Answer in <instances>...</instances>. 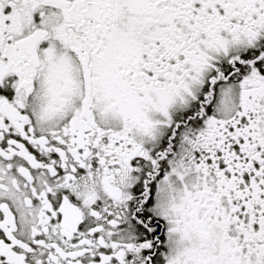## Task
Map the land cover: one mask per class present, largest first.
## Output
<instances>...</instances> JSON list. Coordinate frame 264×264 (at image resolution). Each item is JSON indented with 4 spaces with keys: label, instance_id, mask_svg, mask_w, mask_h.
<instances>
[{
    "label": "snow or ice",
    "instance_id": "obj_1",
    "mask_svg": "<svg viewBox=\"0 0 264 264\" xmlns=\"http://www.w3.org/2000/svg\"><path fill=\"white\" fill-rule=\"evenodd\" d=\"M0 264H264V0H0Z\"/></svg>",
    "mask_w": 264,
    "mask_h": 264
}]
</instances>
